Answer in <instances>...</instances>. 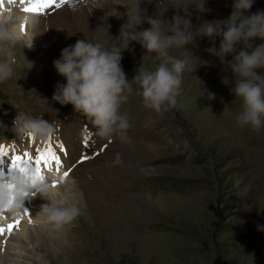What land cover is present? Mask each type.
<instances>
[{
  "label": "rangeland",
  "instance_id": "rangeland-1",
  "mask_svg": "<svg viewBox=\"0 0 264 264\" xmlns=\"http://www.w3.org/2000/svg\"><path fill=\"white\" fill-rule=\"evenodd\" d=\"M104 1L118 4L115 9L121 15H111L113 8L97 15L107 22L106 35L113 38L101 44L125 47L124 38L118 36L128 20L127 9L119 5L126 0ZM177 2L141 0V9H146L141 14L170 22L178 11L171 4ZM190 3L191 0H183L185 9ZM232 3L233 0H205L210 11L204 13L190 5L191 22L199 27L204 21L227 19ZM258 10H264V0H254L246 14ZM179 14L185 16L184 10L180 9ZM128 16H133L130 7ZM135 27L148 29L151 25L145 21ZM161 28L166 30L163 24ZM221 39L198 36L192 44L170 50L177 58L186 53L194 69L183 75L177 107L156 113L143 106L135 91L130 94L121 107L132 125L127 130L130 142L98 136L106 142L107 151H101L94 162L90 160L92 163H80L77 167L87 166L67 178L74 189L72 202L78 205L81 215L60 229L40 215L37 220L31 218V223L23 217L20 223L24 225L12 234L13 248L20 250L21 256L16 262L18 254L15 250L8 252L7 242L6 251L0 254L2 261L12 258L10 263L14 264H264V126L255 132L235 121L242 101L231 91L236 77L228 62L233 55L223 58L206 51L213 46L218 51ZM262 42L254 38V46ZM61 46L55 41H41L30 51L22 45L15 48L16 72L7 83L0 84V141L16 145L7 140L5 132L13 130L12 122L20 112L21 103L17 101L32 106L34 111L30 114L34 117L49 122L53 119L57 126L63 125L71 112L87 124V130H95L82 114L70 110V104L62 106L52 100L57 82L65 83L53 64L61 56ZM145 54L146 50L136 41L122 50L121 65L129 81L140 65L154 69L158 63L154 53L143 58ZM256 71L264 74V70ZM211 93L215 94L214 99L208 98ZM181 103L185 106L181 107ZM39 111L40 117L36 115ZM71 137L66 145L72 146ZM150 146L157 149L151 150ZM120 152L123 156H118ZM68 153L72 158L77 156ZM37 195L40 207L35 209L36 214L41 205L48 203L45 199V203L40 202ZM157 200L161 202L156 204ZM29 235L33 239L27 244Z\"/></svg>",
  "mask_w": 264,
  "mask_h": 264
},
{
  "label": "clouds",
  "instance_id": "clouds-1",
  "mask_svg": "<svg viewBox=\"0 0 264 264\" xmlns=\"http://www.w3.org/2000/svg\"><path fill=\"white\" fill-rule=\"evenodd\" d=\"M253 3L254 0H233L227 19L204 21L195 27L188 8L194 5L200 13L210 11L205 7V0H191L187 9L183 0L171 4L178 11L170 22L142 15L146 9H141V0H126L125 4L119 5L127 9L128 20L122 25L118 36L124 38L126 46H106L78 39L74 45L63 48L60 58L55 59L53 64L65 83L57 82L52 100L62 106L70 104L73 112L82 114L90 121L99 137L108 140L118 137L121 142L128 143L127 130L132 125L127 114L121 112V107L130 94L135 91L141 97L143 106L156 113L176 108L181 96L183 75L185 71L193 72L194 69L186 53L177 58L170 54V50L184 48L198 36L213 40L222 37L218 51L214 46L206 51L223 58L229 53L233 55L232 61L228 62L236 77L231 91L242 101V110L235 121L240 127L249 126L252 131L259 132L264 126V74H258L256 70H264V42L254 46V38L264 41V10L246 14ZM92 4L93 8H104L101 0H92ZM129 7L133 11L131 18L128 16ZM180 9L188 18L179 14ZM111 15L119 17L121 14L113 8ZM145 21L151 27L137 31L135 26ZM37 24L35 15H15L7 7L0 10V84L7 83L16 72L18 60L14 50L17 45H22L23 49L33 47L34 36L28 42L20 31V25H26L31 30ZM162 24L165 31H162ZM131 41L138 42L146 50L143 58L154 53L158 63L154 69L140 65L129 81L121 65V53ZM208 98L214 99L215 94H209ZM180 106L185 105L181 103ZM12 129L21 140H46L56 132V127L48 120L25 112H18ZM37 193L48 201L41 205L39 213L57 229L71 224L81 215L78 205L72 202L74 189L68 179H61V187L57 189L30 167L14 171L7 177L0 176V214L9 211L19 215L25 209V201Z\"/></svg>",
  "mask_w": 264,
  "mask_h": 264
},
{
  "label": "bare ground",
  "instance_id": "bare-ground-1",
  "mask_svg": "<svg viewBox=\"0 0 264 264\" xmlns=\"http://www.w3.org/2000/svg\"><path fill=\"white\" fill-rule=\"evenodd\" d=\"M90 1H91L90 3H85V4L79 3L77 1H74V2L70 1V3L64 4L60 8L53 7L51 9H46L44 12L49 10L52 13L48 12V13H45V14L37 17L38 18V24L33 29L27 30V32L25 34L26 40L28 42H31V39L34 36L33 43L34 42L38 43V42L44 41L45 44H48V43H52L55 41L56 44L57 43H58V45L61 44L62 45L61 47L65 48L69 45H74L76 40H78V39H85L88 41L98 42L100 44L106 43L108 41V39H113L111 35H108V36L106 35V29L105 28H106L107 22H104L103 20L98 18L97 15L104 14L105 13L104 11L107 9L117 8L116 5H118V4H113V3L109 4V3L105 2L104 0H101V3L104 5V8H93L92 0H90ZM15 4H18V5L14 6ZM21 6H23V8L27 6L26 0H24V2H22V0H13V2H10V0H0V10H3L5 7H7V8H10L15 15H19V16L35 15L36 16V14H34V13H25L23 10L20 9ZM116 11L118 12L117 9H116ZM21 26L22 25H20V31H22ZM109 27H110V25H109ZM143 29H147V28L136 27L137 31H140ZM36 43H35L34 49L36 48ZM49 52H50V50H49ZM61 132L64 134L65 140H67L70 136H72L71 140H70V143L72 146L67 145L68 151L70 153H73L74 155H77L78 149H77L76 143L78 144V148L80 150L82 149L81 144L79 142V140L81 139V136L74 133L73 130H66L64 126L61 127ZM150 149L156 150L157 148H156V146H150ZM118 156H123V152L118 153ZM2 158H5L7 160L8 156H4ZM83 166H87V164H83L80 167H76L74 169V171L72 172V174H74L75 171L76 172L82 171ZM48 169L49 168H45L43 170V172L41 173V175L43 177H46L48 175L47 174ZM13 172L14 171H12V170H6L5 169L3 171V175L5 177H7V176L11 175ZM58 175L63 176L61 168L58 171ZM60 187H61V185H60ZM60 187H59V189H60ZM79 190H77V191H79ZM81 193H82V195H84L83 192H81ZM37 196H38V200L40 202L45 203L44 199L39 194ZM31 200L36 205V209H37V207H40L38 201L35 199V196L32 197L30 199V201ZM75 200H77V196H75ZM155 202L157 204V203H160L161 201L157 200ZM25 206H26V204H25ZM39 212L40 211H37V214H36L35 211L33 212L32 209L29 210V215L30 216L33 215V221L37 220L39 215H40V218L45 219V217L42 216L41 213H39ZM32 239H33V237H30V235H29V238H27V242H28L27 244H29L32 241ZM13 240H14L13 237L8 239L7 249H8L9 253L11 250L16 251V249L13 248V243H12ZM17 244H19V243H17ZM26 247H29V245H26ZM27 250L29 251L30 248H27ZM15 254L16 255L18 254V256L15 258V261L17 262L19 260V257L21 256V251L20 250L18 252L16 251ZM11 259L12 258L8 259L9 261H2L1 255H0V264H14V263H10Z\"/></svg>",
  "mask_w": 264,
  "mask_h": 264
},
{
  "label": "snow or ice",
  "instance_id": "snow-or-ice-1",
  "mask_svg": "<svg viewBox=\"0 0 264 264\" xmlns=\"http://www.w3.org/2000/svg\"><path fill=\"white\" fill-rule=\"evenodd\" d=\"M10 2H13V0H10ZM24 2V0H22ZM27 6L23 8V11L25 13H43L46 9H51L53 7L60 8L64 4L70 3V0H26ZM21 30H25V25L21 26ZM84 147H87L89 144V141L87 139H84L82 141ZM105 148L107 145L104 146ZM60 150L64 153V155H67V150L64 147L63 143H60ZM104 149L102 148L101 151ZM8 150L7 147L3 144H0V157L8 156ZM93 156L99 155V152H94L92 154ZM92 156L81 154L79 159L73 164L72 168L68 169L63 173V176L61 179L67 178L70 173L72 172L73 168H75L76 164H80L88 159H91ZM11 166L17 170L23 171L25 168H32L35 172L40 174V177L43 178L41 175L42 168L41 165H43L44 168H51L53 162L56 165V170L59 171L62 161L60 155L57 154L54 146L49 143L47 144L43 149L37 148V156L33 160L31 153L25 151L24 154L21 155H12L11 156ZM3 173H0V176H2ZM53 187H56L57 185L54 183L52 185ZM25 214L29 215L28 210L24 209ZM29 222L31 223V216L29 215ZM20 224V220L16 219L14 222L9 223L6 228L4 226H0V235H3L6 231L8 233H11L13 229L17 228Z\"/></svg>",
  "mask_w": 264,
  "mask_h": 264
}]
</instances>
